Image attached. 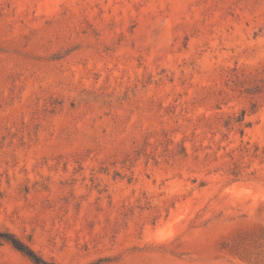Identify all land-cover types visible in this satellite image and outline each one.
I'll list each match as a JSON object with an SVG mask.
<instances>
[{"label": "rangeland", "instance_id": "rangeland-1", "mask_svg": "<svg viewBox=\"0 0 264 264\" xmlns=\"http://www.w3.org/2000/svg\"><path fill=\"white\" fill-rule=\"evenodd\" d=\"M0 232L48 264H264V0H0Z\"/></svg>", "mask_w": 264, "mask_h": 264}, {"label": "trees", "instance_id": "trees-1", "mask_svg": "<svg viewBox=\"0 0 264 264\" xmlns=\"http://www.w3.org/2000/svg\"><path fill=\"white\" fill-rule=\"evenodd\" d=\"M0 241L10 245L14 250L25 256L32 264H48L29 246L8 232H0Z\"/></svg>", "mask_w": 264, "mask_h": 264}]
</instances>
